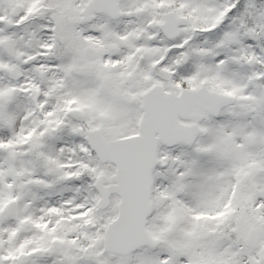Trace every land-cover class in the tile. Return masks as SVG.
Here are the masks:
<instances>
[{
  "label": "snow or ice",
  "instance_id": "6c2138e0",
  "mask_svg": "<svg viewBox=\"0 0 264 264\" xmlns=\"http://www.w3.org/2000/svg\"><path fill=\"white\" fill-rule=\"evenodd\" d=\"M0 264H264V0H0Z\"/></svg>",
  "mask_w": 264,
  "mask_h": 264
}]
</instances>
